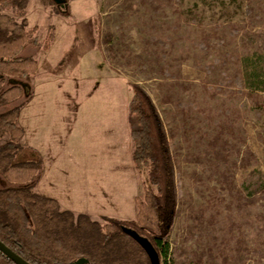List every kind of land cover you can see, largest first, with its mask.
<instances>
[{"label": "rangeland", "instance_id": "1", "mask_svg": "<svg viewBox=\"0 0 264 264\" xmlns=\"http://www.w3.org/2000/svg\"><path fill=\"white\" fill-rule=\"evenodd\" d=\"M51 2L3 9L37 29L21 54L38 72L17 81L20 143L41 160L35 191L76 219H135V198L152 189L132 158L138 83L181 191L167 264H264V0Z\"/></svg>", "mask_w": 264, "mask_h": 264}, {"label": "trees", "instance_id": "2", "mask_svg": "<svg viewBox=\"0 0 264 264\" xmlns=\"http://www.w3.org/2000/svg\"><path fill=\"white\" fill-rule=\"evenodd\" d=\"M26 3L0 0V140L8 137L0 145V241L30 264H74L81 258L88 264H152L145 249L123 230L126 227L148 238L161 264H167L181 191L172 142L155 101L142 85L130 84L128 121L133 162L147 173L152 189L135 198V219L98 222L86 214L76 219L55 199L35 191L41 160L35 152L26 154L20 143L23 103L18 102L26 90L17 81L38 72L37 58L21 54L36 40L37 29L3 12L13 8L24 14ZM53 38L51 28L44 50L51 49ZM0 264L15 263L0 251Z\"/></svg>", "mask_w": 264, "mask_h": 264}, {"label": "water", "instance_id": "3", "mask_svg": "<svg viewBox=\"0 0 264 264\" xmlns=\"http://www.w3.org/2000/svg\"><path fill=\"white\" fill-rule=\"evenodd\" d=\"M54 1L59 6V9L62 12H64L66 9L65 0H54ZM123 230L132 238H134L145 249L152 264H161L159 254L148 238L138 234V232H136L133 229H128L126 227H123ZM0 251L4 255H6L9 259H11L15 264H30L22 257H20L18 254H16L14 251H12L1 241H0ZM74 264H88V260L81 258L77 260Z\"/></svg>", "mask_w": 264, "mask_h": 264}]
</instances>
